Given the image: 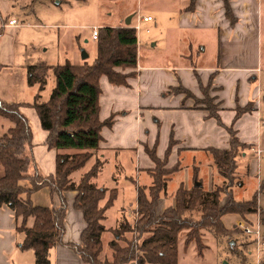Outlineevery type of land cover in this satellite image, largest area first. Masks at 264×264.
Listing matches in <instances>:
<instances>
[{
    "label": "trees",
    "instance_id": "trees-1",
    "mask_svg": "<svg viewBox=\"0 0 264 264\" xmlns=\"http://www.w3.org/2000/svg\"><path fill=\"white\" fill-rule=\"evenodd\" d=\"M222 1L225 15L234 26L238 20L230 0ZM197 3L198 0H190L186 11L195 12ZM95 41L98 52L92 65L65 64L52 67L39 64L29 67V86H39L32 104H4L0 101V116L14 125L0 137V167L4 168V176L0 178V208L8 206L15 213L17 231L24 235L20 250L32 251L36 264H51L50 251L56 245L72 249L85 264H178V244L184 233L185 248L195 244L202 252L207 248L203 241L204 230H209L215 236L228 235L229 230L223 222L224 216L236 215L243 222L250 224L249 217L259 213L258 196L248 202H237L233 199L230 188L238 168V157L252 145L240 140L234 126L228 127L223 123L219 104H216L215 98L211 96L214 77H211L205 86L196 73L203 94L202 99L183 86L172 88L169 93L185 95L186 99L194 100L197 107L208 112V118L216 120L220 126L227 129L230 135L228 149H206L212 153L219 172L227 179V186L213 192H205L202 186H194L191 190H185L184 186H181L176 193V205L159 215L157 207L162 198L161 194L166 192L170 176L180 168L179 163L170 169L160 168L161 164L167 166L168 158L176 145L172 137L164 160L159 159L155 151H149V156L156 164L150 171L154 182L149 189L140 188L138 191L136 225L124 223L115 230L116 238L109 244L112 260L103 258L102 237L106 232L104 221L107 211L117 199L118 192H109L108 189L98 188L92 183L104 166L105 162L101 158L96 159L79 184L72 182L71 176L83 169L94 157L103 141V130L112 128L115 124L116 114L106 120L100 117L102 77H107L114 86H128V81L137 76L135 70L138 68L139 42L133 25L99 29ZM49 71H52L56 78V86L49 101L42 103L41 93L47 84ZM23 108L36 111L43 129L48 133V148L59 152L54 175H28L32 160L26 155V148L32 146L33 130L28 118L21 111ZM254 111L253 102L245 107L238 106L234 123ZM26 181L31 183V188L24 184ZM42 189L49 190L53 201L58 199V207H42L32 203V195ZM261 190L264 191V180ZM68 192H77L74 208L83 212L87 224L80 244H66L63 241L68 207L65 194ZM108 193V200L101 207L100 203L107 198ZM223 194L231 199L220 207ZM194 212L201 213L199 219L194 218ZM32 219L34 223L30 226ZM128 234L136 236L129 240L126 237ZM261 264H264V257Z\"/></svg>",
    "mask_w": 264,
    "mask_h": 264
},
{
    "label": "crops",
    "instance_id": "crops-1",
    "mask_svg": "<svg viewBox=\"0 0 264 264\" xmlns=\"http://www.w3.org/2000/svg\"><path fill=\"white\" fill-rule=\"evenodd\" d=\"M157 2L163 6L160 20L165 23L169 18H174L177 24V33L173 35L175 37L172 43L168 42L172 31L167 34L169 36L166 37L165 42L168 51L171 47L173 48V56L177 58V64L143 65L139 62L135 70L137 76L128 81V86H114L110 84L107 77H102L100 117L102 120H106L112 114H116V117L114 126L103 130V141L91 160L96 161L97 158L105 160L104 153L126 146L140 153L138 158L144 167L140 170L151 175L150 171L156 165L149 156V151H155L157 157L164 160L172 137L176 145L168 158L170 168L181 163V152L197 150L203 152L208 148L228 149L230 135L225 127L220 126L216 120L208 118V112L197 107L194 100L186 99L184 95L169 93L172 88L183 86L202 99L203 94L200 91L196 73L205 86L208 85L211 77H214L211 96L215 98V103L219 104V114L223 123L228 127L234 126L243 143L250 144L253 148L256 147L255 131L262 126L261 119L263 118L259 110L262 90L256 84L260 79L264 64L261 42L264 0H230L234 15L238 20L234 26L225 15L222 0H198L196 11L193 13L186 11L190 0H157ZM9 7L8 0H0V8L3 12L9 13ZM147 16L152 17L149 14ZM134 19L131 20L133 26L136 25ZM11 20L16 21L10 18L8 24H0V33L8 29V35L5 38L15 35L18 25L9 26ZM161 36L165 37L164 34ZM159 40L161 39H158L157 43L153 42V47L157 46ZM2 57L3 51L0 52V63L4 62ZM250 102L255 104V111L244 115L234 123L236 108L245 107ZM22 113L24 114L23 111ZM47 136L48 133L40 129L39 125L33 131L32 146L26 148V155L32 160L28 171L29 176L38 174L41 177H48L56 173V160L59 152L48 148ZM29 147L31 155H28ZM3 176L4 168L0 167V178ZM183 186L189 190L190 185L183 184ZM112 190H117L118 196L113 207L107 211L106 220L108 212L115 207L119 197V190L108 189L109 192ZM76 197L77 192L65 194L68 207L63 241L66 244H80L82 233L87 227L83 212L74 208ZM108 197L109 193L107 198L100 203L101 207L105 205ZM31 201L36 206H41L43 202L49 204L44 205L46 207L59 206L58 199L55 198L53 201L48 189L34 193ZM166 202L169 200L167 201L165 196L160 198L157 207L159 215L169 208L166 207ZM175 204L176 198L173 199L170 207H174ZM122 211H124L121 217L123 219L120 222L124 220L123 224L136 225L137 202H135L132 223L126 219L127 209L123 207ZM241 222L243 221H239ZM33 223L32 219L29 225L32 226ZM17 227L18 222L14 211L8 206L1 207L0 264H36L32 251L20 250L24 235L17 231ZM117 229L106 228L102 239L104 259L111 258L112 260L111 251L107 253L106 247L109 248V243L113 240H106L108 234ZM29 253H32L34 260L30 258ZM50 261L51 264H85L76 252L62 245L52 247Z\"/></svg>",
    "mask_w": 264,
    "mask_h": 264
},
{
    "label": "rangeland",
    "instance_id": "rangeland-1",
    "mask_svg": "<svg viewBox=\"0 0 264 264\" xmlns=\"http://www.w3.org/2000/svg\"><path fill=\"white\" fill-rule=\"evenodd\" d=\"M8 2L10 3L9 13L3 12V7L0 8V24H8V20L14 18L18 26L13 37L9 35L5 38L8 35V29L0 33V52L3 51L2 61H4L0 65H12L2 66L0 69V101L4 104H19L23 101L32 104L34 102L39 86H29V67L39 64L52 67L65 64L92 65L98 52L97 42L92 38L93 29L125 26L130 17L135 18L134 23H137V16L145 17L149 14L153 18V21L149 23H141V30L138 33V65L139 62L143 65L177 64V58L173 56V48L171 47L168 51L167 43L165 44L169 31H172V34L168 42L172 43L175 37L173 35L177 33V24L174 18H169L165 23L160 20L163 6L157 0H8ZM162 34L165 37H162ZM261 34L264 59V11ZM158 39L161 40L156 47H153V42L157 43ZM84 54L88 57L83 58ZM262 68V74L256 84L262 90L259 107L263 115L261 122L264 121V64ZM46 81L45 89L41 93L42 103L49 101L56 86V78L52 71L47 74ZM21 111L28 117L33 131L38 128V125L43 130L34 109L23 108ZM13 126L11 121L0 116V137H3ZM255 135L257 146L247 148L243 155L238 157V168L230 189L233 199L237 202H248L258 196L259 213L249 217L250 224L244 223L256 229L259 220L264 240V191L261 190V183L264 180V124L255 131ZM69 152L75 153L74 151ZM181 154L179 171L170 176L167 190L161 194V197L165 196L167 201L169 200L166 202V207L172 205L177 191L181 186L183 187V184L190 185L189 190H191L196 183H200L205 192H213L227 186V179L219 172L211 152L205 149L203 152L186 151ZM28 155H31L30 147ZM104 155V166L93 180V184L98 188L119 190L118 201L115 207L108 212L107 220L104 222L107 229H117L124 222V220L120 222L123 219L121 218L124 212L123 207L128 211L126 219L131 223L134 221L135 202H137L139 188H150L154 179L152 175L140 170L143 166L138 158L140 156L138 151L125 146L119 150L106 152ZM94 162L90 160L83 169L77 171L72 176V182L78 183L85 172L92 168ZM160 168L170 169L168 163L167 166L161 164ZM24 184L32 187L29 181ZM230 199L229 196L223 194L220 207H223ZM44 205L49 204L43 202L41 206ZM200 216L201 213L194 212V218L199 219ZM137 217L138 215L135 216ZM239 221H241L239 216H224L223 222L229 230L228 235L215 236L209 230H204L203 241L207 248L202 252L196 248L195 244H191L187 249L183 247L186 238L184 233L178 244L180 251L178 264H228L229 262L232 264H261L264 251L260 254L258 263L254 238L244 234L238 226ZM135 236L136 234L126 235L129 240ZM115 238L113 230L108 234L106 241ZM120 244L124 246V243ZM106 250L107 253L111 251L108 247ZM29 254L33 259L32 253Z\"/></svg>",
    "mask_w": 264,
    "mask_h": 264
},
{
    "label": "built area",
    "instance_id": "built-area-1",
    "mask_svg": "<svg viewBox=\"0 0 264 264\" xmlns=\"http://www.w3.org/2000/svg\"><path fill=\"white\" fill-rule=\"evenodd\" d=\"M137 23L134 26V28L136 29L137 33H139V31L141 30V23H149L151 21H153L152 17H141V16H137ZM9 26H17V21L15 20H11L9 21ZM99 35V29L98 28H94L93 29V35L92 38L94 40H97ZM262 124H264V121L262 122ZM261 222L258 220L257 223V228L253 229L251 226L246 225V223L241 222L238 224L239 228L244 232V234L246 236H250L254 238V242L256 243V250H257V262H260V254L264 251V240L262 237V231H261Z\"/></svg>",
    "mask_w": 264,
    "mask_h": 264
},
{
    "label": "water",
    "instance_id": "water-1",
    "mask_svg": "<svg viewBox=\"0 0 264 264\" xmlns=\"http://www.w3.org/2000/svg\"><path fill=\"white\" fill-rule=\"evenodd\" d=\"M131 20H132V17H130L128 20H127V22H126V26H130L131 25ZM88 57V55L87 54H84L83 55V58H87ZM196 187H201L202 185L200 184V183H196V185H195ZM227 264V263H226Z\"/></svg>",
    "mask_w": 264,
    "mask_h": 264
}]
</instances>
